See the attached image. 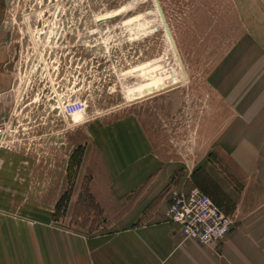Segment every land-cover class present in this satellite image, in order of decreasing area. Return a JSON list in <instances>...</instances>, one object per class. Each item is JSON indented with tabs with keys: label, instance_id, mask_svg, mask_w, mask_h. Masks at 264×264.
I'll list each match as a JSON object with an SVG mask.
<instances>
[{
	"label": "rangeland",
	"instance_id": "374dc122",
	"mask_svg": "<svg viewBox=\"0 0 264 264\" xmlns=\"http://www.w3.org/2000/svg\"><path fill=\"white\" fill-rule=\"evenodd\" d=\"M10 1L0 26L12 79L0 94V109L11 112L0 192L20 196L12 201L29 217L38 205L72 232L111 230L116 210L94 198L87 171L100 124L133 118L192 179L244 119L249 64L264 51V0ZM209 168L227 178L217 162Z\"/></svg>",
	"mask_w": 264,
	"mask_h": 264
},
{
	"label": "crops",
	"instance_id": "0c3cea01",
	"mask_svg": "<svg viewBox=\"0 0 264 264\" xmlns=\"http://www.w3.org/2000/svg\"><path fill=\"white\" fill-rule=\"evenodd\" d=\"M5 10L0 2V26L6 22ZM3 39L0 35V94L12 80ZM260 56V62L249 64L244 119L212 152V162L226 169L227 178L211 174L210 161L195 168L205 170L212 198L217 199V188L234 205V225L218 248L184 239L179 226L167 219L171 192L188 191L190 176L183 174L186 167L169 161V152L161 151L139 122L124 118L92 129L93 142L87 146L93 196L116 210L111 230L87 236L72 232L59 221L55 225L54 209L37 205L29 217L25 206L12 201L22 202L20 196L0 192V264H264V78L250 80L257 72L264 75V51ZM9 154L0 149V175L8 172ZM15 171L19 177L21 169Z\"/></svg>",
	"mask_w": 264,
	"mask_h": 264
},
{
	"label": "built area",
	"instance_id": "2783aa9c",
	"mask_svg": "<svg viewBox=\"0 0 264 264\" xmlns=\"http://www.w3.org/2000/svg\"><path fill=\"white\" fill-rule=\"evenodd\" d=\"M10 111L0 110V149L10 143ZM166 217L180 228L184 239H194L203 246L218 248L231 231L234 218L199 187L171 192Z\"/></svg>",
	"mask_w": 264,
	"mask_h": 264
},
{
	"label": "trees",
	"instance_id": "16d2710c",
	"mask_svg": "<svg viewBox=\"0 0 264 264\" xmlns=\"http://www.w3.org/2000/svg\"><path fill=\"white\" fill-rule=\"evenodd\" d=\"M203 169L202 166L198 167L197 169L194 170V173L192 174V179H187L186 187H189L190 189L197 186L200 187L201 190H209L207 186L204 185L202 182V177H203ZM210 191V190H209ZM205 193L208 194V192L204 191ZM211 196V195H210ZM212 197V196H211ZM214 199V198H213ZM215 200V199H214ZM217 202V201H216ZM218 203V202H217ZM219 204V203H218ZM220 205V204H219ZM227 212V211H226ZM228 213V212H227Z\"/></svg>",
	"mask_w": 264,
	"mask_h": 264
},
{
	"label": "flooded vegetation",
	"instance_id": "af4514ba",
	"mask_svg": "<svg viewBox=\"0 0 264 264\" xmlns=\"http://www.w3.org/2000/svg\"><path fill=\"white\" fill-rule=\"evenodd\" d=\"M0 2L6 6H8V4H11V1L10 0H0Z\"/></svg>",
	"mask_w": 264,
	"mask_h": 264
}]
</instances>
